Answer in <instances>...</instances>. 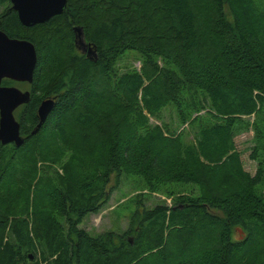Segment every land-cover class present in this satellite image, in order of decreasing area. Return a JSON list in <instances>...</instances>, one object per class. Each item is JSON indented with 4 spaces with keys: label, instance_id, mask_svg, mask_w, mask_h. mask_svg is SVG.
<instances>
[{
    "label": "trees",
    "instance_id": "obj_1",
    "mask_svg": "<svg viewBox=\"0 0 264 264\" xmlns=\"http://www.w3.org/2000/svg\"><path fill=\"white\" fill-rule=\"evenodd\" d=\"M1 7L0 30L31 42L37 62L14 111L24 142L0 145V264H264L263 131L255 122L254 175L234 143L242 118L264 117V0H67L30 28L9 0ZM126 52L141 68L117 74ZM47 98L55 105L32 134ZM167 108L172 124L150 123ZM45 163L61 175L38 176ZM129 173L196 194L169 206L139 198L123 232L91 236L83 219Z\"/></svg>",
    "mask_w": 264,
    "mask_h": 264
},
{
    "label": "rangeland",
    "instance_id": "obj_2",
    "mask_svg": "<svg viewBox=\"0 0 264 264\" xmlns=\"http://www.w3.org/2000/svg\"><path fill=\"white\" fill-rule=\"evenodd\" d=\"M2 10L1 7L0 12ZM114 68L117 70V74H121L130 69L139 71L141 68V61L136 53L126 52ZM17 88L21 91L28 90V86L25 83L19 85ZM195 115L196 114H193L192 117ZM174 119L175 113L171 108L163 110L159 119L149 117V121L153 125H160L161 120L163 123L172 124ZM255 122H257V127L263 131L261 134H264V117L252 115L241 119V123L238 125L239 129L235 132L234 136L235 148L240 154L243 169L250 175H254L258 162L250 158L252 148L255 146L253 131ZM172 127L176 128V124ZM186 128L187 124H184L180 126L179 131L182 129L187 130ZM177 129L178 127L176 128V132L178 133L179 131ZM189 138H191V136H188L186 139ZM69 156V153L66 154L65 159ZM263 159L264 150L261 151V161H263ZM44 165V170L48 172L39 171L38 176L45 175L48 178L54 179L61 175V170L57 165L52 163H45ZM38 166L41 167L42 165L38 164ZM110 179L109 188L115 183L113 176H111ZM256 189L259 192L258 195L264 200V180ZM111 191L112 193L109 200L104 204L101 210L97 214L86 216L82 221L81 227L91 236H98L106 231L123 232L127 228L129 217L135 208L136 200L139 198L143 200L146 207H153L162 202L169 206L179 196L188 197L196 194V189L192 185L175 182L173 179L166 180L156 178L155 175L151 173L149 174L148 181H145L144 178L139 175L131 173L123 175L120 178L118 186H116V188L114 187ZM242 235L243 233L238 229L234 236L235 239H241Z\"/></svg>",
    "mask_w": 264,
    "mask_h": 264
},
{
    "label": "water",
    "instance_id": "obj_3",
    "mask_svg": "<svg viewBox=\"0 0 264 264\" xmlns=\"http://www.w3.org/2000/svg\"><path fill=\"white\" fill-rule=\"evenodd\" d=\"M20 24L26 28L44 24L52 17L61 15L67 0H9ZM75 44L87 58L96 61L95 50L85 44L82 29L74 27ZM93 58V59H92ZM37 54L34 45L23 39L10 38L0 30V145L14 144L19 147L24 140L19 132V123L14 111L30 100L28 90L21 91L14 86H3L2 80L31 84L36 68ZM55 102L52 98L43 100L37 110L39 122L32 132L35 134L45 123Z\"/></svg>",
    "mask_w": 264,
    "mask_h": 264
},
{
    "label": "flooded vegetation",
    "instance_id": "obj_4",
    "mask_svg": "<svg viewBox=\"0 0 264 264\" xmlns=\"http://www.w3.org/2000/svg\"><path fill=\"white\" fill-rule=\"evenodd\" d=\"M25 84H27V83H25Z\"/></svg>",
    "mask_w": 264,
    "mask_h": 264
}]
</instances>
